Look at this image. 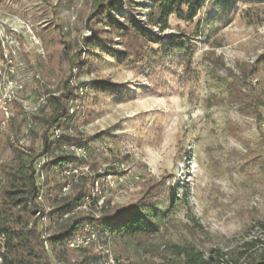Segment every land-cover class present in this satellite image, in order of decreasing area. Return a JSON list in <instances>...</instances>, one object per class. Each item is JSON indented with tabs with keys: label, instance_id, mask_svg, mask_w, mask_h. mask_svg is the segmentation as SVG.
<instances>
[{
	"label": "rangeland",
	"instance_id": "obj_1",
	"mask_svg": "<svg viewBox=\"0 0 264 264\" xmlns=\"http://www.w3.org/2000/svg\"><path fill=\"white\" fill-rule=\"evenodd\" d=\"M96 1L0 0V145L15 134L7 121L16 109L40 111L62 79L46 62L45 41L58 32L79 47L91 33L85 19ZM197 21L200 34L194 36ZM170 33L188 35L189 67L182 52L162 54L155 44L158 54L134 66L119 64L115 50H96L95 71L80 75L73 67V81L108 78L117 85L98 103L82 100L78 128L86 152L78 147L82 151L74 153L87 162L76 168L84 173L86 167L93 177L97 205L134 201L155 183L174 189L172 206L158 203L165 217L148 239L159 252L172 243L193 246L211 264H253L264 255V67L256 71L264 56V2H210L193 23L171 16L160 35ZM246 94L251 104L242 100ZM39 128L31 123L32 131ZM55 130L60 134L53 126L51 137ZM29 133L19 143L28 144ZM81 214L97 211L85 205ZM90 233L85 246L92 243L108 254L105 262L112 261L110 242L97 241L88 229L82 235ZM137 243L120 244L123 257L159 260Z\"/></svg>",
	"mask_w": 264,
	"mask_h": 264
},
{
	"label": "trees",
	"instance_id": "obj_2",
	"mask_svg": "<svg viewBox=\"0 0 264 264\" xmlns=\"http://www.w3.org/2000/svg\"><path fill=\"white\" fill-rule=\"evenodd\" d=\"M214 1L226 7L239 0H97L85 19V27L91 33L82 36L79 47L58 32L45 41L46 62L62 79L55 91H48L44 98L41 107L47 108V112L41 113V108L23 115L22 109L17 108L7 121V126L14 125L15 134L6 135L0 145V264L105 262L102 258L106 259L108 254L93 248L92 243L77 248L69 245L85 229L94 231L97 241L112 245L114 258L106 264H211V259L193 246L171 243L159 252L148 240L160 230L166 212L163 206L175 202L172 187L155 183L134 201L97 205L98 196L91 188L93 177L82 171L69 176L65 171L87 162L83 153L78 156L71 150L75 146L86 152L78 128L82 100L88 96L91 102L98 103L101 96L112 95L117 90V85L108 78H95L87 83L73 81V67L78 68L80 75L95 71L94 62L100 58L96 50H115L119 64L134 66L150 54H158L154 44L162 54L182 52L185 66L189 67L192 54L188 35L170 33L163 38L160 34L169 28L171 16L186 24L193 23L206 4ZM193 33L200 34L198 21ZM256 66V71L264 67V56L256 60ZM66 69L70 71L67 75L63 73ZM244 98L247 104L253 101L247 94ZM23 119L27 121L24 127L27 133L33 135L24 145L19 143L28 136L22 132ZM32 122L40 123L37 131L31 130ZM53 126L60 129V134L51 137ZM37 140L41 142L40 150L36 147ZM64 187H67L65 191ZM160 202L163 206H159ZM84 204L94 205L97 214H81ZM128 240L137 241L143 251L155 253L159 260L143 262L123 257L119 245ZM253 264H264V255Z\"/></svg>",
	"mask_w": 264,
	"mask_h": 264
},
{
	"label": "built area",
	"instance_id": "obj_3",
	"mask_svg": "<svg viewBox=\"0 0 264 264\" xmlns=\"http://www.w3.org/2000/svg\"><path fill=\"white\" fill-rule=\"evenodd\" d=\"M51 131L53 132V127H52ZM55 133H59V132H55ZM74 149H81V151H82V148L71 147V150H72V151H74ZM75 170H76V169H72V168H71V169L68 171L69 176H71V175L74 176V175H75ZM84 173H86V167H84ZM86 175H87V173H86ZM82 208H85V204L82 206ZM36 215H37V212H36ZM89 237H91V234H85V238H84L83 240H75V241L71 242V244H69V245H74L75 248H77V243L85 242V241L89 240Z\"/></svg>",
	"mask_w": 264,
	"mask_h": 264
},
{
	"label": "bare ground",
	"instance_id": "obj_4",
	"mask_svg": "<svg viewBox=\"0 0 264 264\" xmlns=\"http://www.w3.org/2000/svg\"><path fill=\"white\" fill-rule=\"evenodd\" d=\"M55 127H56V126H55ZM55 132H58V131L55 130ZM40 164H41V163H40ZM38 166H39V165H38ZM72 169H76V170H75V174L78 173V169H77L76 167H74V168L72 167ZM69 170H70V169L66 170V171H65V174H69V173H68ZM38 174H39V173H38ZM63 174H64V173H63ZM63 190H66V187H64ZM84 238H85L84 235H82V236H80L77 240H83ZM70 244H71V243H70ZM85 244H87V241L77 243V246H78V245L81 246V245H85ZM70 246L75 247L74 245H70Z\"/></svg>",
	"mask_w": 264,
	"mask_h": 264
}]
</instances>
